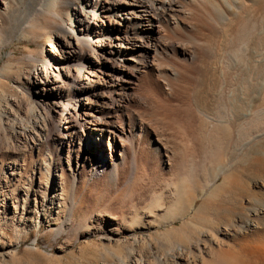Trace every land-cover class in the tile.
<instances>
[{
  "label": "rangeland",
  "instance_id": "rangeland-1",
  "mask_svg": "<svg viewBox=\"0 0 264 264\" xmlns=\"http://www.w3.org/2000/svg\"><path fill=\"white\" fill-rule=\"evenodd\" d=\"M194 3L190 4L192 13L187 17L179 15L176 24L167 16L153 20L154 26L149 30V36L162 42V47L158 49L162 56L161 67L156 70L155 64L133 83L129 91L132 101L122 114L124 122H115L118 130H125L124 136L127 139L124 143L127 165L124 169L119 168L116 178L100 166H94L98 164L92 153L97 152V146L107 149V140L100 136L90 137L91 133L84 129H77L78 136L70 145V140L66 139L64 146L53 140L31 144L32 149H13L16 143L15 136L12 135L11 112L31 117L33 113L28 104L36 102L37 98L46 101L50 97L51 93L42 91L43 86L36 79V74L41 73L43 62H65L71 57L72 49L64 44L65 40L66 44L68 41L75 43L73 37L78 39L81 36L78 10H70L74 27L70 26L71 21L68 19V25L65 26L66 39L57 32L52 36L44 30L34 34L23 29L32 23L34 17V10L31 9L35 5L29 4V0H20L16 12L19 17L17 20L16 16L11 18L10 29L8 26L6 29L0 26V116L5 112L10 114L9 119L0 117V264H132L135 259L142 264H177L175 258L183 252L188 254L190 264H264V155L261 154L250 153L241 157L242 164L238 170V179L241 180L237 191L242 194L240 197V194H236L237 191L234 193L231 203L233 206H229L232 214L229 211L227 218L222 223L219 221L221 226L216 222L215 227H212L214 224L209 227L210 230H204L202 235L193 240L189 249L181 245L178 239H172L171 242L163 239L173 230L181 231L183 222L194 221L197 208L209 199L214 189L213 184L204 193L200 194L198 189L204 185L221 147L220 139L212 137L214 127L202 122L193 100L198 89L196 86L200 62L203 61L202 53L194 43L197 40ZM78 6L81 7V4L77 3L75 8ZM27 8L31 11L28 17L24 14ZM132 9L133 7L122 6L115 10L116 22L123 26H112L108 21H105V25L98 23L93 26L98 33L116 29L105 46H102L104 41L97 39L96 44L93 41L89 43L97 50L109 48L116 52L109 63L99 61L95 56L94 59L88 54L92 58L90 64L94 65V70L105 68L109 71L115 64L116 70L123 73L128 66H133V60L127 61L117 53L115 47L118 41L114 39L125 35L124 26L135 23V20L125 16V12ZM143 34L147 36V33ZM55 50L59 52L58 56ZM79 52L81 53L77 50ZM144 52L153 53L144 47L136 48L129 55ZM243 56L245 54L242 58ZM90 64L86 62L84 67L88 70ZM72 72L76 74L73 69ZM97 76L104 78L101 73H97ZM246 76L242 75V81L237 79L238 84L231 78V82L236 85L231 83L228 92L236 94L234 99L243 92L249 93L246 84L251 76ZM111 88L104 79L100 80L98 91ZM224 94L222 99L226 101V93ZM79 99L84 105H88L91 100H98L93 93L78 95L77 100ZM223 100L221 103L226 105L227 101ZM243 104L247 105V102ZM128 114L134 120L133 126L129 124ZM51 116H55V113ZM259 126L256 127L261 130L263 125ZM257 144L264 146V139ZM157 147L160 151L156 150ZM38 155H42L46 161L42 163ZM257 159H261L263 164H257ZM41 163L43 169L44 165L51 163L52 170L46 173L45 181L39 188L32 181L31 173ZM131 163L132 171L128 167ZM56 166H63L65 175L70 179L76 176L77 182L74 188L60 195V199L58 194L54 202H61L66 207L74 205L76 213H79L78 219L70 220L65 231L59 235L51 231L56 226L42 219L40 209L44 204L49 210L54 194L61 192L54 187L56 182L53 179H59V171L55 172L54 169ZM13 169L17 170L16 173L19 169H27L30 172L28 180L19 184L16 181L19 177L11 175ZM221 183L222 179L217 184ZM184 190L197 196L191 212L174 226L166 224L156 228L158 220L167 223L171 216L180 215L182 208L190 203L188 201L186 204L187 196L183 198ZM162 192L164 194L160 196ZM163 196L168 197L167 207L160 208ZM27 205L31 212L26 213L23 219L26 220H22L24 224H19L17 220H13L14 212ZM240 220L254 222L256 228L252 231L243 230ZM225 225L228 228L223 231Z\"/></svg>",
  "mask_w": 264,
  "mask_h": 264
},
{
  "label": "bare ground",
  "instance_id": "bare-ground-1",
  "mask_svg": "<svg viewBox=\"0 0 264 264\" xmlns=\"http://www.w3.org/2000/svg\"><path fill=\"white\" fill-rule=\"evenodd\" d=\"M19 2L20 0H0V26L3 29H6V26L10 29V21L13 16H16V12H18L17 6ZM77 3H80L81 7L78 6L76 9ZM191 3L196 4L194 12H196L195 17L197 20V40L194 43L198 46L203 57V61L201 60L202 62H200L201 68L198 72V86H196L198 89L196 90L197 93L194 94L195 99L193 98V100L202 122L214 127L213 133H210L213 134L212 137L220 139L221 147L211 165L212 169L206 177L204 185L198 189V192L201 194L206 192V188L210 184H213L214 189L209 199L197 208L194 221L183 222L181 231L173 230L163 237L167 242H171L172 239H178V242L185 246L186 249H189L193 240L202 235L205 232L204 230L207 231L216 222L217 224L219 221L222 223V220L227 218L226 216L229 211L232 210L229 206L234 199V193L239 189L241 180L238 179V170L242 164L241 157L250 153L251 155H264V146L257 144V142L264 139V0H187L185 2L182 0L181 2L180 0H29V4L35 5L31 9L34 10V17L32 23L23 29L31 31L34 34H38L44 30L45 33L52 36L57 32L65 37L63 39H66L65 26L68 25V19L71 21L70 26L74 27L73 19L70 15V10L73 9L78 10L77 15L79 14V23L81 24L79 35L81 36L78 39L73 37L76 44L72 41H68L66 44L65 40L64 45L72 49L70 52L71 57L65 62H58L57 60H52L53 63L51 64L43 62L41 73L36 74L37 78H35L43 86L42 91L51 93L50 97L46 101L37 98L36 102L27 103L31 113H33L31 117H22L17 112L15 115L11 112V116H13L12 135L13 137L15 136L14 143H16L13 149L27 150L31 147V144L36 142L40 144L41 142L53 140L64 146L66 139L70 140V145L78 136L77 129H84L91 133L90 137L100 136L105 138L104 140H107V149L106 147L97 146V152L92 153V155H95L98 164L94 166H100L102 170H107L112 177L116 178L119 168L124 169L127 165V152L124 146L127 139L124 136L125 130L122 128V131L118 130L115 122L121 123L124 119L122 114L132 101L129 91L133 83L145 75L155 64L156 70L161 67L160 58L162 56L158 52V49L162 47V42L153 36H149L151 34L149 30L154 26L153 20L156 17L160 19L167 16V18L174 21L172 22L173 24H176L179 15L187 17L192 13L190 9ZM122 6L133 7L132 10L124 12L125 16L130 17L133 21L135 20V23L132 25L130 23L127 27L124 26V36L114 37L118 41L115 48L118 50L117 53L125 57V60H133L134 64L133 66H128L127 70L122 71L123 73L116 70L115 64L111 66L112 70L107 71L105 68H102L96 71L94 70V65L90 64V59L95 56L99 61L102 60L105 63H109L116 52L109 48L103 49L102 47H100L102 49L97 50L93 44L89 43L93 41L96 44L98 41H104L102 42V46H105L107 44L106 41L114 36L113 34L116 29L111 28L110 30L98 33L93 26H97L98 23L105 25V21H108L112 26L116 24L119 27L123 26L116 22L114 15L115 10L122 8ZM29 10L27 8L26 13H24L27 17L31 12ZM18 17H15L16 20ZM22 20L21 23L23 24ZM2 32L4 33V31ZM143 33H147V36H144ZM187 38L188 42H190L188 33ZM144 47L153 53L144 52L139 55H129L133 54L136 48ZM77 50L81 51V53H77ZM55 54L58 56L59 52L55 50ZM88 54L93 57L89 58ZM244 54L245 60L242 58ZM86 62L90 64L88 70L84 67V63ZM72 69L76 71V74L72 72ZM97 73H101L104 78L97 76ZM246 74L251 77L253 75L254 77H250V80L246 84V87H248L246 90L249 93L244 90L246 93L243 92L241 96L234 99L236 94L233 95L234 93L228 92L230 85L235 84L231 81L235 79L237 82V79L240 80L242 75L246 76ZM101 79H104L112 88L98 91ZM115 80L117 82H114ZM231 88L233 87L231 86ZM88 93L95 94L98 100H91L88 105L82 104L80 99L77 100L78 95ZM224 93H226V98L224 96L227 101L226 105L221 103V100H223L222 94ZM246 102L247 105L243 104L245 107L242 103ZM54 113L55 116H51ZM8 116L10 114L5 112L0 117L9 119ZM127 118L130 126H133L134 120L131 118V115L128 114ZM254 125H258V127H260L259 125H263V127L261 130L260 128L258 130V127H254ZM63 130L66 132L64 133ZM156 150L160 151V148L157 147ZM92 155H89V157ZM38 156L42 163L46 161L42 155ZM258 162H261V159H257L256 163L258 164ZM42 163L32 170V178L30 177L39 188L42 187L43 181H45L44 176H46V173L52 170L51 163L44 165V169ZM261 163L263 164V162ZM55 165L53 164V166ZM130 165L128 167L132 171L133 163ZM54 169L55 172L59 171V179H53L56 182L54 187L57 191L61 192L54 194V198L48 207L49 210L46 209L44 204L41 205L40 209L42 219L46 223L56 226L51 231L59 235L65 231V227L70 220L78 219L77 214L79 213H76L74 205L66 207L61 202L55 203L54 199L58 194V199H60V195L66 192V190L74 188L77 180L76 176L73 179L68 178L64 173L63 166H56ZM44 170L45 172L43 173ZM11 171L12 176L19 177L16 180L19 184L25 183L23 182L25 179L28 180L30 172L27 169H19L18 173H16L17 170L15 169ZM220 179L223 180V183L218 185L217 183ZM162 194L164 192L160 196ZM236 194H238V191ZM186 196V204L188 201L190 203L182 208V213L171 216L167 223L158 222V220L156 228L166 224L174 226L175 223L182 221L191 212L197 196H192L188 190H184L183 198H186ZM167 200L168 197L163 196L162 205L159 204L160 208L167 207ZM27 206L23 207L22 210H15L13 220H17L19 224H24L22 220L25 218L26 213L31 212L29 210L30 206ZM145 209L148 208L145 207ZM230 212L232 214V211ZM253 215L256 216L255 214ZM242 221L240 220L239 224L243 230L252 231L256 228L254 222ZM192 223L194 224L192 225ZM217 224L212 227H215ZM225 227L222 228L223 231H226L228 225H225ZM183 253L175 258L176 263L190 264L188 254ZM133 261L132 264H142L137 262L139 260L135 259Z\"/></svg>",
  "mask_w": 264,
  "mask_h": 264
}]
</instances>
